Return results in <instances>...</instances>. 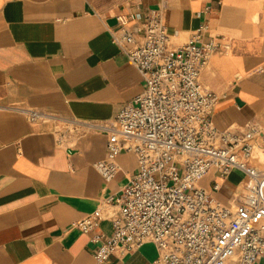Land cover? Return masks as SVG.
<instances>
[{
	"label": "crops",
	"instance_id": "crops-1",
	"mask_svg": "<svg viewBox=\"0 0 264 264\" xmlns=\"http://www.w3.org/2000/svg\"><path fill=\"white\" fill-rule=\"evenodd\" d=\"M158 8L173 46L202 25L229 44L202 75L218 97L214 126L264 129V0H0V264H97L96 246L77 224L118 195L137 168L136 156L123 152L115 177L102 179L94 164L108 157L109 136L97 126L143 91L110 32L118 16L143 20ZM25 110L48 117L31 122ZM242 178L232 172L215 198L231 204ZM214 179L210 172L201 185ZM97 231L110 235V220ZM157 258L147 243L104 264Z\"/></svg>",
	"mask_w": 264,
	"mask_h": 264
},
{
	"label": "built area",
	"instance_id": "built-area-1",
	"mask_svg": "<svg viewBox=\"0 0 264 264\" xmlns=\"http://www.w3.org/2000/svg\"><path fill=\"white\" fill-rule=\"evenodd\" d=\"M111 38L138 70L143 91L111 122L108 157L94 167L105 182L119 170L116 157L136 156L137 168L118 195L106 198L77 227L96 246L104 264L144 244L158 250L155 264H256L264 257V129L255 122L242 129L219 130L213 124L218 97L202 83L217 54L229 49L207 25L173 46L162 8L120 15ZM28 120L48 114L25 110ZM242 175V190L231 204L214 193L232 172ZM209 172V187L199 181ZM110 220L112 233L97 231Z\"/></svg>",
	"mask_w": 264,
	"mask_h": 264
},
{
	"label": "bare ground",
	"instance_id": "bare-ground-1",
	"mask_svg": "<svg viewBox=\"0 0 264 264\" xmlns=\"http://www.w3.org/2000/svg\"><path fill=\"white\" fill-rule=\"evenodd\" d=\"M209 174H210V172L205 176V177H203L200 181H199V185H201V184H203V182H204V180H206V178L209 176ZM225 189V188H224ZM222 190V189H221ZM226 190V189H225ZM223 192H224V190H223ZM219 194L221 195V192H219ZM219 194H217V196L219 195ZM228 201V200H227Z\"/></svg>",
	"mask_w": 264,
	"mask_h": 264
},
{
	"label": "rangeland",
	"instance_id": "rangeland-1",
	"mask_svg": "<svg viewBox=\"0 0 264 264\" xmlns=\"http://www.w3.org/2000/svg\"><path fill=\"white\" fill-rule=\"evenodd\" d=\"M260 157H261L262 160H264V156H263L262 154H260ZM234 179H235V177L233 176V177H232V181H234ZM208 184L210 185V181H209ZM224 185H225V184H224ZM224 185H223V190H224V188H225ZM219 197L221 198L222 196H218V199H220Z\"/></svg>",
	"mask_w": 264,
	"mask_h": 264
}]
</instances>
